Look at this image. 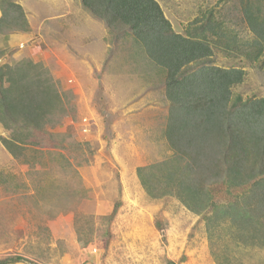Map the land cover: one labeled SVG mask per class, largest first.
Segmentation results:
<instances>
[{
    "label": "rangeland",
    "instance_id": "obj_1",
    "mask_svg": "<svg viewBox=\"0 0 264 264\" xmlns=\"http://www.w3.org/2000/svg\"><path fill=\"white\" fill-rule=\"evenodd\" d=\"M13 1L30 18L29 31L0 35V65L22 60L42 65L59 91L71 95L67 102L73 108L34 133L20 159L0 142V259L216 264L201 217L174 198L150 199L136 175L137 168L171 154L163 137L164 74L79 0ZM156 1L176 33L184 34L192 21L211 12L229 36L252 39L237 0ZM211 59L217 67L246 73L232 90L235 96L264 99V56L251 64L214 49ZM2 138L9 133L0 125ZM241 191L211 187L217 204ZM233 252L246 264L264 261V250Z\"/></svg>",
    "mask_w": 264,
    "mask_h": 264
},
{
    "label": "trees",
    "instance_id": "obj_2",
    "mask_svg": "<svg viewBox=\"0 0 264 264\" xmlns=\"http://www.w3.org/2000/svg\"><path fill=\"white\" fill-rule=\"evenodd\" d=\"M237 1L252 34L245 42L229 36L211 12L179 34L156 0H79L108 29L130 38L164 74L163 137L171 154L137 168L136 175L150 199L174 198L201 217L216 264H246L233 255L235 249L264 250V99L235 96L232 90L246 73L217 67L211 59L214 49L251 64L264 56V0ZM0 12V35L29 31L22 7L13 0H0ZM70 96L40 64L0 65V125L9 133L0 142L6 152L24 157L34 133L72 112ZM218 184L228 192L242 191L217 204L211 187ZM22 262L28 260L20 255L0 259V264Z\"/></svg>",
    "mask_w": 264,
    "mask_h": 264
},
{
    "label": "crops",
    "instance_id": "obj_3",
    "mask_svg": "<svg viewBox=\"0 0 264 264\" xmlns=\"http://www.w3.org/2000/svg\"><path fill=\"white\" fill-rule=\"evenodd\" d=\"M26 15V14H25ZM26 17H27V15H26ZM27 20H30V18L29 17H27ZM29 22V21H28ZM30 26V25H29ZM32 26V25H31Z\"/></svg>",
    "mask_w": 264,
    "mask_h": 264
},
{
    "label": "clouds",
    "instance_id": "obj_4",
    "mask_svg": "<svg viewBox=\"0 0 264 264\" xmlns=\"http://www.w3.org/2000/svg\"><path fill=\"white\" fill-rule=\"evenodd\" d=\"M26 16V15H25ZM27 19V18H26ZM28 21V20H27Z\"/></svg>",
    "mask_w": 264,
    "mask_h": 264
}]
</instances>
